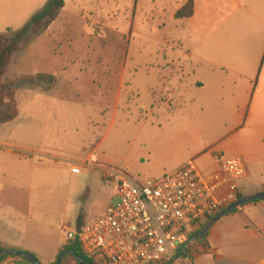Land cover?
<instances>
[{"label": "rangeland", "instance_id": "1", "mask_svg": "<svg viewBox=\"0 0 264 264\" xmlns=\"http://www.w3.org/2000/svg\"><path fill=\"white\" fill-rule=\"evenodd\" d=\"M42 1L0 0V42L8 41ZM185 1L64 0L45 30L40 23L16 39L0 79V117L12 102L16 116L0 122V140L33 146L40 142L69 151L66 162L32 160L33 189L29 193L24 187L16 195L22 203L19 209L32 220L30 225L25 221L23 236L36 245L42 264L54 263L58 247L66 242L65 227L74 231L78 217L90 221L117 202L115 183L95 171L72 174L71 166L83 163L100 141L98 154L115 160L127 153L137 135H147L143 122L150 111V94L155 98L153 113L168 110L163 78L175 73L184 79L191 73L194 63L188 56L198 54L193 42L206 27L208 0H196L193 16L176 19ZM206 44L207 40L199 57L207 54ZM159 117L162 127L169 126L167 115ZM164 132L148 136L160 138ZM24 153L33 156L37 150ZM134 178L149 179L147 174ZM15 222L23 224L17 217ZM189 236L188 249H177L171 264H192L204 240L195 242L198 238Z\"/></svg>", "mask_w": 264, "mask_h": 264}, {"label": "crops", "instance_id": "2", "mask_svg": "<svg viewBox=\"0 0 264 264\" xmlns=\"http://www.w3.org/2000/svg\"><path fill=\"white\" fill-rule=\"evenodd\" d=\"M42 2L44 5L47 0ZM193 3L192 16L197 1ZM206 12V27L193 42L198 54L188 56L194 63L191 73L184 79L175 73L163 78L168 110L153 113L155 98L150 94V111L143 122L148 126L146 136L137 135L128 145L127 153L115 160L96 153L101 141L88 153H96L102 163L126 169L132 177L147 174L149 179L160 178L188 160H193L204 174L219 173L214 154L236 157L246 168L245 176L236 184L237 193L251 196L264 191V0H208ZM205 40L207 54L202 52L199 57ZM161 115H167L164 119L169 126L162 127ZM161 130L165 132L160 138L148 136ZM83 139L78 147L80 152L84 149ZM5 144L10 147H2ZM34 148L36 155L24 153ZM68 152L40 142L33 146L0 140L3 248L31 252L39 260L40 251L22 233L25 221L28 225L32 223L31 216L19 209L22 203L16 200V195L24 187L29 193L33 189L32 160L50 157L66 162L63 158H67ZM7 215L13 219L8 220ZM16 217L22 225L16 224ZM206 233L192 264H264V199L250 201L226 214ZM2 264H14L12 257Z\"/></svg>", "mask_w": 264, "mask_h": 264}, {"label": "built area", "instance_id": "3", "mask_svg": "<svg viewBox=\"0 0 264 264\" xmlns=\"http://www.w3.org/2000/svg\"><path fill=\"white\" fill-rule=\"evenodd\" d=\"M219 173L200 172L193 160L157 179L138 180L126 169L102 163L91 153L70 172L97 170L117 186V202L71 231L83 252L97 264H161L184 249L191 231L237 198V182L246 174L241 159L213 155ZM228 188L226 192L225 188ZM224 191V192H223Z\"/></svg>", "mask_w": 264, "mask_h": 264}, {"label": "trees", "instance_id": "4", "mask_svg": "<svg viewBox=\"0 0 264 264\" xmlns=\"http://www.w3.org/2000/svg\"><path fill=\"white\" fill-rule=\"evenodd\" d=\"M63 4H64V0H47V2L43 5V7L37 10L34 14H32L30 18L28 19V21L19 30L14 31V32L12 31L13 34L8 39V41L4 40L0 42V79L3 76L5 66L7 62L9 61L10 55L12 54L14 50L16 39L25 35L30 28L40 23L43 25L42 27L45 30L50 25V23L54 21L59 10L63 7ZM193 9H194L193 0H186L182 4V6L178 8V10L175 12L174 17L176 19L189 18L193 14ZM7 31H10V29H7ZM0 37L4 38V35L1 34ZM3 92H4V87L1 85L0 86V96ZM1 104H3L2 101H1ZM6 106L7 107L5 108V112L0 117V122L2 123L13 120L16 116L14 103L12 102V104H8V105L6 104ZM243 196H244L243 194L237 193L236 198L239 199V198H242ZM218 212H216L215 214L211 216H207L206 219L200 224V227L198 230H196L194 233H192V231L189 233L190 235L189 238L195 236L203 228V226L211 218H213ZM83 223L84 222L81 220V217H78L77 228H79ZM206 235L207 233L199 237L195 242L205 240ZM0 247L3 248L1 245ZM67 249L74 250L78 255H80L85 260V264H97L92 257H88L83 252L80 246V243L77 239L66 240V243L62 246V248L59 250L57 255L63 250H67ZM187 249H188V246L186 247V250ZM6 258H7L6 256L0 255V264H2ZM12 259H13L14 264H29L25 259H21V258L19 259L15 257H12ZM67 259H72L71 264L73 261H75L76 264H79L77 258L70 253L63 255L61 257L59 264H66L65 261ZM164 264H171V260L168 262H165Z\"/></svg>", "mask_w": 264, "mask_h": 264}, {"label": "water", "instance_id": "5", "mask_svg": "<svg viewBox=\"0 0 264 264\" xmlns=\"http://www.w3.org/2000/svg\"><path fill=\"white\" fill-rule=\"evenodd\" d=\"M264 199V191L258 192L251 196H243L242 198L236 199L235 201L231 202L228 206H226L224 209L219 211L213 218H211L204 226L203 228L193 237V239H197L204 235L208 229L214 224L217 220L225 216L226 214L232 212L233 210L237 209L238 207L244 205L245 203H248L250 201L254 200H262ZM67 253H70L74 255L79 264H85V260L78 255L74 250L67 249L60 252L56 258L53 264H59L61 257ZM0 255L6 256V257H15V258H21L25 259L29 264H42L39 262L38 258L31 252L24 251V250H17V249H7V248H1L0 247Z\"/></svg>", "mask_w": 264, "mask_h": 264}]
</instances>
